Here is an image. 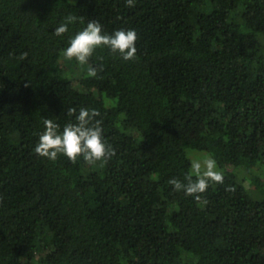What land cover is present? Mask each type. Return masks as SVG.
<instances>
[{
  "label": "trees",
  "instance_id": "1",
  "mask_svg": "<svg viewBox=\"0 0 264 264\" xmlns=\"http://www.w3.org/2000/svg\"><path fill=\"white\" fill-rule=\"evenodd\" d=\"M94 19L136 58H65ZM73 107L100 112L107 163L35 154ZM209 155L202 205L167 182ZM0 264H264V0H0Z\"/></svg>",
  "mask_w": 264,
  "mask_h": 264
},
{
  "label": "clouds",
  "instance_id": "2",
  "mask_svg": "<svg viewBox=\"0 0 264 264\" xmlns=\"http://www.w3.org/2000/svg\"><path fill=\"white\" fill-rule=\"evenodd\" d=\"M135 0H126L127 7H133ZM83 23V17L67 15L59 26L55 27L54 35L61 36L68 31V25L76 21ZM138 36L134 30H116L111 34L103 31L97 20H91L86 27L69 38V46L64 50L63 55L67 59H75L83 65L88 62L97 48H107L110 53L119 55L124 61L136 58V42ZM27 53H22L18 59L24 60ZM87 75L96 77L97 70L89 66ZM67 115L75 116V122L64 125L59 131V125L52 119H43L44 131L39 134V139L34 147V152L39 157L55 161L60 155L75 163L78 158L89 165L97 162L107 163L113 156L115 150L110 144H106L101 127L102 120H97L100 112L96 109L80 108L77 114L76 108H69ZM191 175L185 176V182L176 178L168 180V184L175 192L183 191L186 196L193 197L196 202L207 205V199H202V194L209 187V182L222 184L223 173L217 170L215 159L210 155L201 160H193L191 163ZM193 176L195 179H193ZM226 191H235L234 188H227Z\"/></svg>",
  "mask_w": 264,
  "mask_h": 264
},
{
  "label": "rangeland",
  "instance_id": "3",
  "mask_svg": "<svg viewBox=\"0 0 264 264\" xmlns=\"http://www.w3.org/2000/svg\"><path fill=\"white\" fill-rule=\"evenodd\" d=\"M80 73V72H79ZM77 74V73H76Z\"/></svg>",
  "mask_w": 264,
  "mask_h": 264
}]
</instances>
